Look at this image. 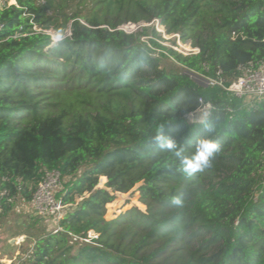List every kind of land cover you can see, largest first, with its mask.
I'll return each instance as SVG.
<instances>
[{
    "label": "trees",
    "instance_id": "16d2710c",
    "mask_svg": "<svg viewBox=\"0 0 264 264\" xmlns=\"http://www.w3.org/2000/svg\"><path fill=\"white\" fill-rule=\"evenodd\" d=\"M17 3L0 7V229L47 171H61L66 205L57 233L18 231L34 238L24 264H264V99L200 78L222 70L229 84L264 62V0ZM155 19L200 52L163 45L155 27L120 28ZM200 98L211 113L192 122ZM161 123L182 156L155 141ZM206 137L221 151L186 174ZM135 188L146 210L107 219Z\"/></svg>",
    "mask_w": 264,
    "mask_h": 264
},
{
    "label": "built area",
    "instance_id": "2783aa9c",
    "mask_svg": "<svg viewBox=\"0 0 264 264\" xmlns=\"http://www.w3.org/2000/svg\"><path fill=\"white\" fill-rule=\"evenodd\" d=\"M39 1L43 2L44 0ZM12 5L18 6L17 0H0L1 8H8ZM149 24L161 25L158 19H155ZM136 28H138V24H133L132 22L121 26V29L127 32H134L136 31ZM35 29H37L36 26ZM46 31L49 30H45V32ZM51 33L48 34L51 35L54 40V35ZM174 35L180 38L177 33H174ZM56 41L59 40H54V42ZM182 42L177 43V45H174L173 48L185 55L198 54L200 52V48L193 46L190 41L185 43ZM200 78L208 85L221 87L243 99L247 103H255L264 99V62L256 67L252 63L241 65L239 68V74L229 84H226L222 75V70H218L216 77ZM200 103V107L187 115L188 119L192 122H202L211 113L212 105L210 103H205L202 98H200ZM62 187L63 178L61 171L57 169L47 171L43 176V179L38 184V187L33 195V199L29 204L34 215L52 223L51 231L54 233L62 230V227L60 226V219L62 218L66 207V205L63 204L61 197L58 195ZM97 237V233L90 231L87 238L75 236L74 239L91 242L92 239ZM33 247L34 245H32L26 253H16L11 257H1L0 255V264H24L25 260L32 252Z\"/></svg>",
    "mask_w": 264,
    "mask_h": 264
},
{
    "label": "rangeland",
    "instance_id": "374dc122",
    "mask_svg": "<svg viewBox=\"0 0 264 264\" xmlns=\"http://www.w3.org/2000/svg\"><path fill=\"white\" fill-rule=\"evenodd\" d=\"M143 27H155L164 37V40H162L161 43L167 47L173 48L174 45L176 46L177 43L182 42L180 38L174 35V33H167L165 27H163L162 25L141 22L140 24H138V28H136V31ZM49 31H51L52 33ZM49 31H46V33H51L54 36L56 35L54 29H50ZM142 39L144 41H147L149 37L143 36ZM182 43L185 42L183 41ZM156 52L160 53L159 50H156ZM164 61L168 64H171L173 62L169 58V56ZM106 181L107 178L103 179V177H101L99 186H104ZM133 206H137L142 210H146V206L139 200L136 188L128 193H116V199L107 205L106 218H116ZM2 226V229H0V255L1 257H11L16 253H24L23 251L27 249L29 245L34 241V238L32 236L28 237L26 233H18V231L24 229V226L29 228L34 233H36L37 231L48 232L51 231L52 223H49L42 218H37L34 215L29 204L18 203L15 209L3 222ZM40 228H42V231H39Z\"/></svg>",
    "mask_w": 264,
    "mask_h": 264
},
{
    "label": "clouds",
    "instance_id": "9594fccd",
    "mask_svg": "<svg viewBox=\"0 0 264 264\" xmlns=\"http://www.w3.org/2000/svg\"><path fill=\"white\" fill-rule=\"evenodd\" d=\"M60 39H63L62 30L58 31L54 36V40ZM166 128V123H161L158 126L155 141L162 148L178 149L177 141L171 135L166 134ZM220 151L221 146L213 139L207 137L201 138L197 141L191 156L184 158V172L186 174L192 175L196 172H202L206 168L211 167L213 160ZM176 155L182 156L183 150L178 149ZM174 202L177 204L181 203L179 199H176Z\"/></svg>",
    "mask_w": 264,
    "mask_h": 264
}]
</instances>
